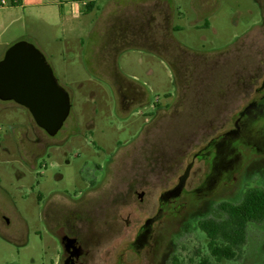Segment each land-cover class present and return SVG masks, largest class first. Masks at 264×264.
Wrapping results in <instances>:
<instances>
[{
    "label": "rangeland",
    "instance_id": "rangeland-1",
    "mask_svg": "<svg viewBox=\"0 0 264 264\" xmlns=\"http://www.w3.org/2000/svg\"><path fill=\"white\" fill-rule=\"evenodd\" d=\"M146 1L99 0L100 11L65 34L67 61L47 58L72 104L57 136L38 127L26 108L0 100V264H56L45 203L54 192L92 187L94 174L96 186L119 203L118 214L132 213L134 227L124 233L113 225L96 242L90 264H172L175 256L197 264L210 257L198 221L223 218L218 203L264 188V153L239 147L223 184L210 195L183 196L175 209L165 205L147 250L130 249L163 194L196 152L233 128L264 76V0ZM47 144H55L57 157L50 159ZM142 170L145 204L136 210L133 197L130 210L120 192ZM206 170L196 160L187 189L205 182ZM223 264H264V225H250L242 262Z\"/></svg>",
    "mask_w": 264,
    "mask_h": 264
},
{
    "label": "flooded vegetation",
    "instance_id": "flooded-vegetation-1",
    "mask_svg": "<svg viewBox=\"0 0 264 264\" xmlns=\"http://www.w3.org/2000/svg\"><path fill=\"white\" fill-rule=\"evenodd\" d=\"M258 78L260 84L256 86L247 102L237 113L233 128L223 133L219 140L210 141L194 154L177 185L167 190L159 200L157 214L148 218L136 230L135 242L130 244L131 250L137 254L147 250L154 237L155 226L164 216L165 205L172 204V208L175 209L178 200L183 196L210 195L216 187L223 184L239 160L235 152L239 150V147L246 148L255 155L264 153V76L259 74ZM130 98L139 99L141 97ZM146 105L147 102L141 107L145 109ZM143 115H149V113H143ZM46 146L51 154L50 159L57 157L54 154L55 144ZM196 160L206 163L208 168L205 172L206 180L195 188L187 189ZM80 176L84 179L83 173H80ZM98 178L100 177L94 174L92 187L76 188L73 192L68 190L54 192L45 203V221L48 232L58 246L56 264H90L96 242H99L105 234H109L113 225H123L124 233L134 227L132 213L130 212L126 218L118 214L119 203L109 196L110 193L108 195L102 192V188L96 186ZM147 179L148 173L142 170L140 176L136 175L131 179L125 191L120 192L121 200L128 209H133V197L138 199L136 210L143 209L146 189L149 186ZM113 193L116 192L113 191ZM92 194L94 197H90Z\"/></svg>",
    "mask_w": 264,
    "mask_h": 264
},
{
    "label": "water",
    "instance_id": "water-1",
    "mask_svg": "<svg viewBox=\"0 0 264 264\" xmlns=\"http://www.w3.org/2000/svg\"><path fill=\"white\" fill-rule=\"evenodd\" d=\"M0 100L26 108L38 127L56 136L71 114V97L33 43L11 45L0 60Z\"/></svg>",
    "mask_w": 264,
    "mask_h": 264
},
{
    "label": "crops",
    "instance_id": "crops-1",
    "mask_svg": "<svg viewBox=\"0 0 264 264\" xmlns=\"http://www.w3.org/2000/svg\"><path fill=\"white\" fill-rule=\"evenodd\" d=\"M3 1L0 0V60L11 45L27 40L49 61L60 57L66 62L65 34L77 33L83 19L101 9L99 0H5L6 4H2ZM139 1L143 5L144 0ZM149 18L148 13L146 17L141 15L146 20L141 21L143 27L149 26Z\"/></svg>",
    "mask_w": 264,
    "mask_h": 264
},
{
    "label": "trees",
    "instance_id": "trees-1",
    "mask_svg": "<svg viewBox=\"0 0 264 264\" xmlns=\"http://www.w3.org/2000/svg\"><path fill=\"white\" fill-rule=\"evenodd\" d=\"M217 209L223 218L205 217L198 221L208 239L210 257H201L197 264L240 263L246 257L250 225H264V188L249 187L239 202L222 201ZM172 264L183 263L175 256Z\"/></svg>",
    "mask_w": 264,
    "mask_h": 264
},
{
    "label": "built area",
    "instance_id": "built-area-1",
    "mask_svg": "<svg viewBox=\"0 0 264 264\" xmlns=\"http://www.w3.org/2000/svg\"><path fill=\"white\" fill-rule=\"evenodd\" d=\"M94 0H90L89 2H93ZM2 4H6V1L4 0Z\"/></svg>",
    "mask_w": 264,
    "mask_h": 264
}]
</instances>
